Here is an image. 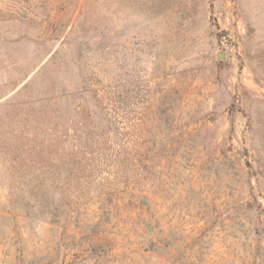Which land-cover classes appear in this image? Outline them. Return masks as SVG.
Instances as JSON below:
<instances>
[{
	"label": "rangeland",
	"instance_id": "1",
	"mask_svg": "<svg viewBox=\"0 0 264 264\" xmlns=\"http://www.w3.org/2000/svg\"><path fill=\"white\" fill-rule=\"evenodd\" d=\"M0 264H264V0H0Z\"/></svg>",
	"mask_w": 264,
	"mask_h": 264
}]
</instances>
